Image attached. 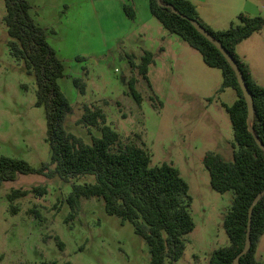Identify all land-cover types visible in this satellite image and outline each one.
Returning a JSON list of instances; mask_svg holds the SVG:
<instances>
[{
	"label": "rangeland",
	"instance_id": "1",
	"mask_svg": "<svg viewBox=\"0 0 264 264\" xmlns=\"http://www.w3.org/2000/svg\"><path fill=\"white\" fill-rule=\"evenodd\" d=\"M231 4V22L223 27L239 23L241 12L264 16V0H232ZM47 10L44 14L51 19ZM6 13V2L0 0V156L23 158L39 167L52 155L46 111L35 104V74L11 54ZM89 18L55 19L56 32L48 39L66 66L65 76L59 79L73 105L66 127L92 143L94 136L101 135L99 127L79 123V118L84 104L103 108L122 144L143 145L151 154L152 166L168 162L179 168L190 185L189 208L196 227L185 236L187 247L176 264H209L212 252L230 243L223 222L234 191L221 193L213 188L203 158L212 150L234 159V129L226 105L235 101L237 93L230 87L219 91L222 70L207 65L200 51L151 13L146 15L140 8L134 19L126 14L100 22ZM145 50H151L155 60L148 80L132 69L128 59L132 55L139 63ZM238 52L264 85V30L243 41ZM132 76L139 79L141 104L130 94ZM76 77L86 81L85 94L75 85ZM95 180L93 174L65 181L58 175L19 173L15 180L3 182L0 264H152L145 239L131 221L109 214L103 198H82L79 213L67 220L73 183ZM41 184L47 185V193L32 191ZM15 189L30 191L10 198ZM257 258L264 262V234Z\"/></svg>",
	"mask_w": 264,
	"mask_h": 264
},
{
	"label": "trees",
	"instance_id": "2",
	"mask_svg": "<svg viewBox=\"0 0 264 264\" xmlns=\"http://www.w3.org/2000/svg\"><path fill=\"white\" fill-rule=\"evenodd\" d=\"M5 22L10 40L11 54L24 60L29 73L37 81L36 106H43L47 116V141L52 149L51 160L39 167L29 161L8 155L0 156V187L5 181L15 180L19 173H39L48 178L60 176L65 181L93 174L94 182L72 185L67 201L71 207L70 220L79 213L82 198L101 197L109 214H115L123 222L131 221L135 231L149 245L152 264H176L184 254L185 236L196 227L190 211L193 197L190 185L174 164L163 162L151 165L148 150L137 143L122 144L121 134L108 124L103 108L84 104L79 123L99 127L100 136L92 143L70 132L66 119L73 105L59 83L65 76V63L48 40L47 29L34 18L28 0H5ZM173 7L179 12H175ZM152 14L171 32L180 35L193 48L200 51L205 63L222 70L223 82L219 91L233 88L237 98L226 105L235 137L234 159L227 160L216 151L205 153L203 162L211 176L213 188L221 193L233 190L234 199L224 218V228L230 243L216 248L209 264H235V258L243 250L248 230L249 209L255 197L264 191V85L254 77L250 65L238 54V45L264 27V16L239 13V23L228 28L214 29L204 22L197 6L191 0H150ZM126 15L134 19L135 8L124 5ZM200 22L206 30L234 56L242 69L253 95L255 114L250 131L248 103L234 68L221 50L202 34L191 22ZM132 69L148 80L149 67L154 63V53L145 50L138 63L128 55ZM139 79H129L130 94L138 104L143 94L137 88ZM74 83L81 93H86L87 83L76 77ZM118 149L115 150V146ZM30 190L15 189L10 198L26 195ZM32 191L48 192L45 184ZM41 217V213L36 211ZM264 234V194L255 205L252 217L251 240L248 252L241 256L242 264H264L257 258L258 244ZM48 264H60L57 261ZM68 264V263H65Z\"/></svg>",
	"mask_w": 264,
	"mask_h": 264
},
{
	"label": "crops",
	"instance_id": "3",
	"mask_svg": "<svg viewBox=\"0 0 264 264\" xmlns=\"http://www.w3.org/2000/svg\"><path fill=\"white\" fill-rule=\"evenodd\" d=\"M32 9L31 12L36 21L44 26L49 35L56 32L53 22L59 18H65L69 22L74 21H89L91 16L93 21H102L104 17H121L126 14L124 5L129 4L135 8L136 17L139 9L143 10L146 15L152 14L150 8V0H28ZM199 11L200 18L212 26L214 29H225L224 24H229L232 16L233 5L232 0H191ZM45 3V4H44ZM256 5V4H255ZM46 13L52 14L51 19H47ZM90 15V16H89ZM153 15V14H152ZM151 17V16H150ZM64 18V19H63ZM264 27L260 30L263 31ZM251 37V36H250ZM249 37V38H250ZM248 39V38H247ZM245 39V40H247ZM244 40V41H245ZM243 43V41L238 45ZM237 48V51H238ZM57 50V48H55ZM58 52V50H57ZM144 54V52L142 53ZM238 54L245 60V58L238 52ZM142 57V56H141ZM66 70V69H65ZM254 75V74H253ZM255 77V76H254Z\"/></svg>",
	"mask_w": 264,
	"mask_h": 264
},
{
	"label": "water",
	"instance_id": "4",
	"mask_svg": "<svg viewBox=\"0 0 264 264\" xmlns=\"http://www.w3.org/2000/svg\"><path fill=\"white\" fill-rule=\"evenodd\" d=\"M159 3H161V0H158ZM173 10L177 13L180 14V12L173 7ZM191 22L193 23V25L202 33L204 34L208 39H210L211 41L214 42V44L221 50V52L226 56V58L229 60L231 66L234 68L238 80L240 82V85L242 87V90L244 92L245 98L247 100L248 103V110H249V115H248V119L250 122V126L249 129L251 132L254 133V127L251 123L252 119L254 118V114H255V106H254V100H253V95L250 91V88L248 86V83L246 81V78L244 76V73L242 71V69L240 68L238 62L236 61V59L234 58V56L226 49V47H224V45L219 41L216 40L207 30L206 28L197 20L191 19ZM257 142L259 143V145L264 148V144L263 142L260 140V138L256 137ZM264 194V191L260 192L254 199L253 203L250 206L249 209V221H248V230H247V237H246V243L245 246L243 248V250L237 255V257L235 258V264H242L241 263V256L243 254H245L246 252H248V250L251 247L252 244V240H251V229H252V217H253V211H254V207L255 205L259 202L260 198L262 197V195Z\"/></svg>",
	"mask_w": 264,
	"mask_h": 264
}]
</instances>
